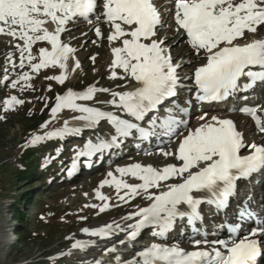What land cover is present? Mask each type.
I'll return each instance as SVG.
<instances>
[{"label": "snow or ice", "instance_id": "1", "mask_svg": "<svg viewBox=\"0 0 264 264\" xmlns=\"http://www.w3.org/2000/svg\"><path fill=\"white\" fill-rule=\"evenodd\" d=\"M171 2L175 31L182 30L191 49L197 56L203 53L205 60L191 77L199 90L196 100L222 102L237 93L264 86V39L238 43L244 40L246 33L256 34L264 27V0ZM93 16L98 21L103 17V22L111 28L108 42L119 41L121 44L111 49L110 78H127L136 87L123 92L96 86L83 93L69 90L56 97L52 116L56 117L67 109L81 114L76 119L88 128H95L102 122L114 127L116 135L111 143L89 142L80 156L92 157L119 147L123 139L134 133L141 140L166 137L169 144L176 143L175 150H161L158 154L165 158L174 157L180 162L179 166L172 164L158 169L137 163L117 168L120 178L109 172V179L101 187H114L119 200L125 203L138 196L150 202L149 206L138 208L134 214L124 217L126 221L138 219L128 226L131 229L127 236L129 242H135L147 229H155L154 234L166 241L179 221H186L192 231L199 234L197 224L204 220L203 206H209L215 212L228 210L242 182L264 175V146L248 144L245 134L230 119L216 116L208 119L203 115L199 117L203 123L190 129L187 120L179 119L172 108L167 109L166 116L159 115L161 106L175 98L182 85L177 74L179 65L173 63L164 41L156 39L163 25L157 0H0V35L22 42L15 45L20 53V63L13 62L14 67L27 66L37 74L48 68H59L62 74L48 79L64 84L70 75L69 61H74L73 70L81 65L75 60L76 49L65 43L62 36L80 19L92 23ZM94 32L98 38H104L100 27H95ZM37 44L50 47H40L36 56L33 48ZM92 59L95 61L96 58ZM116 69L124 75H117ZM32 78L29 73H24L12 87L22 82L30 87L27 82ZM242 79L247 83L241 84ZM123 87L127 88V85ZM98 93L110 94L109 104L120 115L80 103L93 101ZM22 103L12 97L5 101L4 111L14 110ZM176 110L185 117L189 115L187 108L176 105ZM240 111L253 120L258 132L264 133V117L258 115V107H244ZM146 118L147 128L140 123ZM80 132V128L69 127L66 122L62 130L47 136L37 135L31 144ZM246 150L251 154H245ZM125 177L140 183L130 184ZM96 197L108 201L99 208L101 213L107 211L110 198L99 191ZM237 218L240 223L227 226L233 237L231 240L208 241L207 233H204L202 240L194 242L197 250L193 251H186L179 243L171 246L153 243L139 253V261L131 260L129 264H257L264 256V218L258 217L248 203L239 208ZM245 221H257V227L236 239L241 232V223ZM117 231L125 232L126 229L117 222L98 230H84L89 237L102 239ZM72 247L83 249L87 245L77 240Z\"/></svg>", "mask_w": 264, "mask_h": 264}, {"label": "rangeland", "instance_id": "2", "mask_svg": "<svg viewBox=\"0 0 264 264\" xmlns=\"http://www.w3.org/2000/svg\"><path fill=\"white\" fill-rule=\"evenodd\" d=\"M166 2L165 0H157V4L161 8L163 25L159 28L156 39L164 41V46L170 50L173 63L179 65L180 71L177 73L179 80L185 82L191 78L196 66L203 62V53L201 56H197L182 34L175 31L176 26L172 17L165 15L170 9ZM97 26L103 33V39L95 35L94 28ZM69 27L70 31L62 36V40L76 49L75 60L79 61L81 67L73 70L74 61H69L70 75L64 84L48 79L50 76L61 75L62 72L59 68H48L37 74L32 73L27 66L24 68L14 67L13 62L16 65L20 63V53L15 45L22 44V42L0 35V241L5 242V244L0 245V264H50V259L60 256L68 250L74 253L72 245L79 240L77 235L84 232L85 229L94 230L103 227L115 221L117 217L127 215L147 202L138 196L129 203H125L119 200L115 194L116 191L112 189L114 187L102 188V181L108 180L106 174L108 171L94 177L88 178L86 176L87 178L78 179L72 184L59 185V181L53 185L50 184L56 175V171L49 169L58 159H51V164L45 168L43 164L46 162H43V159L46 160V155L49 153H55L53 157L56 159L63 143L60 146H50L47 153L41 154L45 156L43 158L39 155L42 149L39 147L29 156V160H22L27 149L39 145L31 144L37 135L47 136L50 133L60 131L66 122L69 127L87 128L83 122L76 119L81 115L79 113L65 109L56 117L52 116V109L56 105L57 96L65 95L69 90L83 93L91 86L107 88L114 92L129 91L136 87L127 78L124 80L110 78L113 60L111 49L119 47L121 44L119 41L114 44L108 42L107 36L111 32V28L107 24L94 18L92 23L77 21ZM263 35L264 27L258 30L256 34H245L248 39ZM40 47L50 46L37 44L33 48V55L38 56ZM92 57L96 58L95 61ZM36 62L38 61H33V63ZM24 73H29L33 77L31 81L27 82L30 87L22 82L13 88V83L19 80ZM116 73L117 75H124L120 69H116ZM124 85H127V88L123 87ZM186 95V91L179 94L180 97H186ZM12 97H16L23 103L16 105L14 110L4 111L5 101ZM253 98L261 99L257 94ZM111 99L112 97L108 93H98L93 101L80 103L105 112H118L109 104ZM47 109L50 110L49 116L47 120H44ZM239 122L244 129L248 128L249 124H244L243 119ZM45 124L48 125L47 128L44 127ZM101 125L99 133L107 135L111 132V128L106 122H102ZM194 127H196L195 124L192 125L191 129ZM96 137H99L98 134ZM247 137L249 140L252 139L250 133L247 134ZM84 141L82 136L80 140L73 137L70 139L67 148L72 146V150L75 148L82 149L87 145V142H85L86 144L83 143ZM45 142L48 140L42 143ZM151 153V155H135V157H156L157 159H151L147 162L148 166L155 168H161L172 163L170 157L157 156L159 152L156 151ZM28 163L32 167L30 169L32 172L31 180L20 177L21 169L28 166ZM59 167L60 163L52 169ZM121 167L123 165L120 166L119 162L111 168L115 174L116 169ZM90 178H93V181H90ZM128 180L133 179L128 177ZM97 191L110 198L111 201L109 209L103 213L99 211V208L108 201L97 199ZM28 194H30L31 200L24 201L23 197ZM15 202L19 204L21 211L29 215L27 216L29 219L26 218L27 220L22 223L27 227L28 234L25 233L26 239L19 243L15 241V233H13L19 231L18 224L7 226L6 223V219L11 217L12 205ZM123 205L126 206L122 207ZM44 217L46 219L42 221L41 219ZM68 261L64 257L54 264H69ZM85 261L87 264V260Z\"/></svg>", "mask_w": 264, "mask_h": 264}, {"label": "bare ground", "instance_id": "3", "mask_svg": "<svg viewBox=\"0 0 264 264\" xmlns=\"http://www.w3.org/2000/svg\"><path fill=\"white\" fill-rule=\"evenodd\" d=\"M254 41V39L248 41L247 43H250ZM41 45V44H40ZM43 45H46V44H42ZM70 66V65H69ZM216 109H220V106H217ZM246 133H250V131L247 129H245ZM151 159H157L156 157H135V156H132L130 159L128 160H125V162H134V161H138V162H141V163H147L149 160ZM103 173V172H102ZM135 181V180H134ZM139 182V181H138ZM173 182V181H171ZM258 186L260 188H263L264 187V175H262L258 181ZM259 188V189H260ZM258 189V190H259ZM116 194V193H115ZM116 197V196H115ZM149 201H147L144 205H141L139 207H137L136 209H134L131 213L127 214V215H124V216H119L115 219V221L111 222V223H108L107 225L109 224H113L115 225L117 222L122 225L126 231L125 232H120V231H117L115 232L114 234H112L109 238H96V237H89L88 235L85 234V232H82L80 233L79 235H77V239H79V241H87V242H82V243H85L87 245L90 246V249L91 248H94V247H103L102 251L104 250L106 252V254L103 252H101L98 256H97V259L96 260H99L101 262H106V258H108V256H111V260L114 261L115 263L117 262V258L120 256V254H118V251L120 250L121 248V244L127 240V236L128 234L130 233L131 229L128 228V226L130 224H133V223H136L138 222V219L137 221H126L124 219V217L128 216V215H131V214H134L135 211L138 209V208H143V207H147L149 206ZM107 225L103 226V227H106ZM103 227H98V228H95L94 230H98L100 228H103ZM187 239V238H186ZM189 240V239H188ZM137 241V240H136ZM187 241V240H186ZM91 242V243H89ZM138 242V241H137ZM5 244V242L3 241H0V245H3ZM151 245L149 246H145L144 250H146L147 247H150ZM127 246H123L122 249H125ZM112 248H115L116 251L115 252H111L110 249ZM142 250V251H144ZM139 253L140 252H136L135 254H132L130 256H128L126 258L125 261L122 262V264H129V261L131 260H135V261H139L140 260V257H139ZM96 260H92V262H95ZM83 261V260H81ZM126 262V263H124ZM84 263H86V261L84 260ZM107 264V263H106Z\"/></svg>", "mask_w": 264, "mask_h": 264}, {"label": "trees", "instance_id": "4", "mask_svg": "<svg viewBox=\"0 0 264 264\" xmlns=\"http://www.w3.org/2000/svg\"><path fill=\"white\" fill-rule=\"evenodd\" d=\"M30 129H33V128H30ZM29 156H30V150L29 151H26L24 153V155H23V161L24 160H28L29 159ZM29 165H30V163H29ZM30 169H31V165L28 168H26L24 170H21L20 171V177L23 178V179H25V180H27V179L28 180L29 179L31 180V178H32V172L29 171ZM29 199H30V194H28V195H26V196L23 197V200L24 201L29 200ZM13 210L16 213V217H19L20 220L23 221L24 220V213H23V211H21L18 207H14ZM20 225H23V227H22V229L20 231V236H21L22 239H26V234H25V230H24L25 229V225L22 224V223H20Z\"/></svg>", "mask_w": 264, "mask_h": 264}]
</instances>
